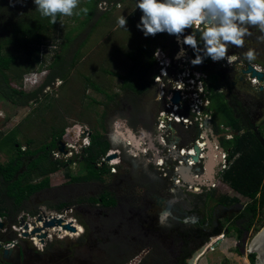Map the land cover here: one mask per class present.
<instances>
[{"label": "rangeland", "instance_id": "374dc122", "mask_svg": "<svg viewBox=\"0 0 264 264\" xmlns=\"http://www.w3.org/2000/svg\"><path fill=\"white\" fill-rule=\"evenodd\" d=\"M87 1L80 0V7L83 8ZM0 2L2 4L5 2L3 5L5 9L3 8L0 12V36H3L6 34V30L2 23H13L17 18L24 16L20 15L22 11L29 10L31 0H0ZM105 2L106 6H104L105 4L97 5L98 11L94 19L82 29L79 27V22L83 20V17L62 16L57 26L46 33V38L43 40V53L39 54L40 63L31 67L27 66L23 52L16 53L9 59L10 61L17 59L14 68L9 65V76L13 81V87L20 86L25 93H31L38 89L51 72L50 65L56 54L64 51L66 62L70 61L73 55L75 56L74 66L67 72L66 79L63 82L55 80L52 87L46 88L43 91L45 97L41 98L38 104L21 110L8 103L0 102V143L9 133L15 132L16 141L20 147L36 151L54 140H57L58 144L59 139L63 138V142L72 145L75 151L71 157H69L70 155L60 156V160L55 158L57 157V151H55L52 154V160L67 162L70 158L80 156L77 159L78 162L83 153L79 144L81 145L82 139L88 135L89 131L93 135L104 136L103 138L108 142L119 144L117 139L114 140L113 125L123 122V126L134 134L143 132L144 137L149 136L148 125L141 122L140 115H134L132 117L134 119L126 125L125 112L129 108L128 106L138 102L140 114H144L143 118L147 119V116L153 114L156 118L160 107L155 101V88L151 86L157 68L153 58V49L161 47L164 43L163 37L168 34L159 33L155 36L145 37L142 31L137 29L136 25L142 15L141 11L136 8L137 0ZM133 10L136 12L127 19L126 31L119 26L118 20L121 15L126 17L134 12ZM248 27L249 32L252 30L251 34L255 39L253 42L255 49L264 48V33L258 27ZM248 42L251 43V40ZM62 44H65L63 51H61ZM180 46L181 44H175L174 47L169 46L165 51L169 52L172 49L173 52L180 51ZM229 51H232V46ZM251 62V64L264 67V63H262L263 65L260 63L264 62V59L262 61L259 57ZM33 73L35 75L31 76L30 74ZM17 76L21 80H16ZM27 77L30 82L23 84V80ZM210 81L219 85L216 76H212ZM122 86L125 87V90ZM145 86L151 87L141 93V89ZM223 99L230 105L226 93L223 95ZM248 106L246 104L245 109H249L251 116L256 117L252 122L264 137L262 120L257 118L258 113L253 114L251 112L253 108ZM211 108L217 125H227L222 108L214 100ZM241 126L243 127L242 124ZM74 128L83 131L81 138L78 136V129ZM258 129L252 128L251 131L257 132ZM64 131L65 133L74 131L75 136L73 139H69ZM228 142L222 139L223 148L233 151V142ZM28 143L29 145H27ZM8 158L7 152H0V164L7 163ZM77 166H79L78 163L76 166L71 165L68 169L70 175L81 173L85 175L86 170L83 168L81 171ZM48 178L50 180L49 190L33 196L25 203L22 208L23 212L16 219L0 221L2 224L0 229V264H16L17 249H20L21 253L19 264H126L132 258L138 256L144 258L142 256L146 252L145 248L138 243L132 244V249H129L126 255H120V249L129 244L134 235L129 233L128 227L116 215L118 214L116 207L101 210L100 206H91L87 202L88 199H97L105 193L109 197L115 198L121 205H124L125 200L132 199L130 207H141L142 196L149 189L146 184L147 176H144L141 167L137 169L131 164L123 165L122 163L117 168L116 175L102 176V183L71 185L65 177V172L61 169ZM40 180H34V183ZM209 193L207 196L209 202L212 203L210 206L214 205L215 195L218 198L225 195L230 199L235 198L237 202L232 203L234 205L237 203V205L227 213L220 212L216 215L215 227H218V223L223 226L219 236L225 237L215 246L209 238L207 243H203L197 248L193 244L199 243L198 239H192L187 245V249L192 253L183 264H254V260L252 261L246 252L250 241L264 225V200L256 205L255 215L251 218L250 214L244 213V207L249 201L237 194L224 179L219 190H212ZM134 197L138 198L137 201L133 200ZM59 204L69 205L62 212L65 216L64 221L68 224L73 222L76 225H85V238L76 236L62 240L51 234L56 233L58 229L51 230L52 238L46 240L44 244L39 241L38 246H35L31 237L23 238L20 234L22 224H31L38 216L46 217L51 213H57L50 210V207ZM210 206L204 209V217L210 216ZM32 213L36 215L35 218L30 216ZM242 213L244 215L239 217V214ZM127 216H130L129 212ZM65 233L69 232L65 231ZM173 237L174 235H172ZM12 242L16 244L15 252L7 262L1 257L2 250ZM168 242L169 240L165 238L164 244L166 245ZM211 244L214 251L211 249L206 251V247ZM156 248L159 251L151 254V257L144 258L142 264H168L166 256L158 257L163 249ZM202 249H205L203 251L205 255L195 260ZM174 252L177 250L175 249ZM125 258L126 260L123 261ZM169 259L171 260V258Z\"/></svg>", "mask_w": 264, "mask_h": 264}, {"label": "trees", "instance_id": "16d2710c", "mask_svg": "<svg viewBox=\"0 0 264 264\" xmlns=\"http://www.w3.org/2000/svg\"><path fill=\"white\" fill-rule=\"evenodd\" d=\"M105 1L113 2L114 0H88L86 2L84 7L89 9L88 13L78 15L79 17H83V20L79 22L81 29L94 19L98 11L97 5ZM4 4L0 2V12H2ZM30 4L29 10L22 11L20 15L24 16L17 18L13 23H2L5 26L6 34L0 36V102L8 103L21 110L38 104L40 99L45 97L43 91L46 88L52 87L55 80L63 82L66 79L67 72L74 66L75 60V56L73 55L70 61H65L63 54L65 44H62L61 51L63 52L56 54L53 63L50 65L51 72L46 76L37 90L25 93L20 86H17V88L13 87V81H11L9 76V65L14 68L17 59H11V61L9 59L16 55V53L23 52L27 66L31 67L34 64L40 63V48L44 45L43 40L46 38V33L48 30L55 28L62 17L58 16L57 23L51 24L48 18L41 17L35 8L33 0H31ZM133 11L129 14V17L136 12L135 10ZM168 36L173 35L168 34ZM165 37L167 36L163 38ZM67 39L69 40V38ZM207 69L209 70V68ZM210 72L212 73L213 70ZM16 80H21V78L17 76ZM151 86H145L140 92L142 93ZM218 87L211 82V89L214 92L213 100L222 108L227 120L226 126L230 127L237 134L231 140L233 142V151H231L230 158L234 159V162L231 168L224 174L223 179L237 194L249 201L244 207V213L250 214V217L253 218L256 205L264 200V137L259 129L257 132H253L250 128L241 126L233 109L223 99V94L216 93ZM94 88L99 90L97 87ZM122 88L125 90L124 86ZM216 131L219 132L217 127ZM56 141H51L48 145L36 151L20 147L16 141L15 132L9 133L1 141L0 152H7L9 158L7 163L0 164V221L2 219H16L23 212L22 208L25 203L33 196L50 189L48 176L57 173L60 169L65 172V177L71 185L102 183V176L113 175L110 173V166H107V164L103 163L101 166H98L102 163L101 160L109 150V143L103 137L96 134L89 136V146L83 148L81 162H71V164H69V161L52 160V154L58 148ZM73 163L75 166L78 163L79 166L77 167L81 171L84 168L86 170L85 175H82V173L70 175L68 169H70ZM37 179L41 180L34 183V180ZM230 201L237 202V199L232 198ZM87 202L103 208L117 206L116 199L109 197L105 193L101 194L97 199H88ZM67 207L69 205L59 204L58 206L50 207V210L61 213ZM243 215V213L239 214V217ZM30 216L32 218L36 217L33 213ZM222 229L223 226L219 225L209 233H200L201 236L199 235L198 238L199 243H196L194 246L197 248L201 244L207 243L209 238H216V236L220 235ZM191 253V250L187 252L183 259L188 258ZM248 256L252 261L254 260L253 254H248ZM183 263L184 260L181 264Z\"/></svg>", "mask_w": 264, "mask_h": 264}, {"label": "built area", "instance_id": "2783aa9c", "mask_svg": "<svg viewBox=\"0 0 264 264\" xmlns=\"http://www.w3.org/2000/svg\"><path fill=\"white\" fill-rule=\"evenodd\" d=\"M102 4L106 6L107 3L101 2L100 5ZM188 30L186 35L190 33L196 34L199 40L200 27L194 25ZM175 41L177 44H181L180 51L173 52L172 49L169 52L163 51V53L160 49H157L153 53L157 68L152 78V85L155 88V101L160 107L155 118L156 133L150 135V137H144L141 133L136 136L132 132L138 139V149L133 146L131 141L122 142L121 140L123 151L119 149L110 150L105 157L111 154H116L117 156L110 161H105L104 157L101 162L110 166L111 174H116L115 166L120 162L121 155L127 153L129 156L145 160L147 164L154 168L160 178L167 180L169 185H172L173 191L182 188L197 194L201 192L202 185L198 182L193 184L183 180L179 172L181 167L189 166L192 169V178L194 180L202 179L203 182H207V162L210 157L209 142L213 146L214 160L218 162V167L215 171L217 177L212 183L213 188L220 187L224 174L234 162V159L230 158L232 150L224 149L221 142L222 139L226 141L233 140L236 133L223 124H216L213 109L211 108L214 92L211 89L210 81L212 75L210 71L214 67L221 70L230 67L233 63L229 65L224 59L214 62L209 58L211 66L209 71L205 65L202 68L200 64L194 65L192 63L195 58L192 56L189 46L187 49H183V37L176 36ZM43 48L44 46L41 48V53H43ZM248 65H243V67L245 68ZM250 65L256 71L264 74L263 67L256 64ZM238 67H240V63ZM30 75L34 76L35 74ZM244 80L250 87L259 85L256 78H250L249 75L244 77ZM27 82H30L29 77L23 80V84ZM218 92L222 93V90L219 89ZM176 93L180 95L178 104L173 102ZM216 127L220 131H226V135H219ZM68 134L69 132L67 131L66 136ZM82 135L83 131L78 129V136L81 138ZM88 135L83 138V143L79 145L80 148L82 145L85 147L89 145ZM84 141L87 142L84 143ZM64 146L67 150L74 149L72 145L65 142ZM196 146L199 148V152L196 151ZM56 154L57 157L55 158L58 160H60V156L65 157L58 152ZM67 155L71 156V153ZM195 157H198L197 161ZM102 163L98 166H101ZM49 217L63 219L60 214L51 213L46 216V218ZM47 237H51L50 231L47 232ZM15 245V242H12L6 248L14 249ZM130 264H138V262L134 260Z\"/></svg>", "mask_w": 264, "mask_h": 264}, {"label": "flooded vegetation", "instance_id": "af4514ba", "mask_svg": "<svg viewBox=\"0 0 264 264\" xmlns=\"http://www.w3.org/2000/svg\"><path fill=\"white\" fill-rule=\"evenodd\" d=\"M189 30H186L184 35L188 33ZM252 30H250L249 35L245 37L244 46L242 48H237L232 46V51H229L228 54L232 55L235 54L238 58L236 61L240 60V66L251 64V61H248L245 58V53L248 50H253L256 54V57H259L260 59H264V48L256 50L253 42L254 38L251 34ZM171 37V38H170ZM170 38V39H169ZM176 36H167L164 38V43L161 45V47H158L156 49H153V53L160 49L162 52H166L165 50H168L169 46L174 47L173 44H177L175 41ZM251 40V43L248 41ZM188 46L183 44V49H187ZM192 56L195 58L196 53L193 51V49L190 47ZM163 52V53H164ZM203 52V45L201 43V51L200 54ZM236 61L233 62V65H231L229 68L230 71H224L220 75H218V68H213V73L219 80L220 90H222V94L224 95L226 93V98L228 102L230 103L233 112L235 113V116L238 118L239 122L244 126L248 127L250 129H258L257 126L253 124V119H256V117L251 116L249 109H245V105L248 104L253 109L251 112L253 114L258 113V117L262 120V123L264 124V93H254L251 90V87L248 83H246L244 80H239L238 77L235 75V71L237 70L239 64L236 65ZM238 63V62H237ZM261 65L264 62H260ZM204 65L207 68H210V62L209 58H204ZM235 67V68H234ZM236 69V70H234ZM227 72V73H226ZM237 77V79H236ZM234 78V79H233ZM237 87H234L236 86ZM240 88V89H237ZM244 98V99H242ZM248 106V107H249ZM129 108L125 112V124L127 125L130 120L134 119L132 118L134 115H140L141 122H145L147 126V132L149 133V136L156 133V121L154 114L151 116H147L146 118H143L142 116L144 114H140V109H138V102H136L134 105L128 106ZM263 111V112H262ZM137 117V118H139ZM127 122V123H126ZM121 125L118 127V130L121 132H124L125 126H123V122H119ZM224 125V124H223ZM113 134L116 136L114 140H118L120 143H111L109 141V150H122L123 146L121 144L124 141H128V134L130 132L126 130V133L122 134L121 132H116L117 127L116 125H113ZM226 131H220L219 135L224 136L226 135ZM140 133L135 132V135L138 136ZM143 135V132L141 133ZM93 135L91 131H89V136ZM104 137V136H103ZM107 141V140H106ZM58 143L63 144V140L59 141ZM133 143V142H132ZM222 143V142H221ZM64 145V144H63ZM80 145V144H79ZM138 146V141L137 145ZM223 146V144H222ZM57 152L60 149V147L57 144ZM224 147V146H223ZM83 151V150H82ZM107 151V152H108ZM64 152L65 155L70 153V150H67L64 146ZM76 157L70 158L69 164L71 162H77ZM129 160L131 162H139L141 164V168L143 169L144 176H147L148 181L146 184L148 185V190H146L142 196V203L141 207H130L132 199L131 200H125L124 205H121L119 202H117L116 210L118 211V218H121V222L128 227L127 230L129 233H133V237L131 238L130 245L127 244L123 246L120 249V255H126L127 251L129 249H132V244H141L144 246V250L146 252L143 253L144 258L151 257V254L153 255L155 252L157 253L159 250L156 247H161L163 249L160 256H166L168 259L166 262L168 264H181L182 261L187 260V258L183 259L187 252L190 250L187 249V245L190 244L189 242L194 239L197 240L199 238L200 233H209L213 230V228H216V215H218L220 212L224 213L227 211H231L237 203H232L230 198L222 196L221 198H218L216 195L214 196V205L210 206L212 203L208 200V193L212 190H219L221 188V185L219 188H213L212 183L216 180L217 175L214 173L213 180H209L208 177L206 178L207 182H203L202 179L201 183L199 180H194L195 182H198L202 185L201 192L194 194L193 192H189L186 189L178 188L176 191H173L172 185H169L168 181L160 178L158 174L155 172L154 168L147 164L145 160L143 159H137V157L129 156L127 153H123L121 155L120 162L115 166L116 168V174H117V168L122 164V162ZM142 160V161H141ZM73 163V164H74ZM103 164V163H102ZM105 164V163H104ZM132 164V163H131ZM135 168H140L139 166H135L132 164ZM70 167V166H69ZM218 162L215 160V171L217 170ZM113 174V175H116ZM145 183V182H143ZM210 194V193H209ZM208 195V196H207ZM199 196V197H198ZM137 197H134L133 200L137 201ZM228 199V200H227ZM213 201V200H212ZM175 202V203H173ZM162 203L163 209L159 207V204ZM91 206H94L92 204H89ZM99 206V205H95ZM208 206L210 210V216L204 217L203 212L204 209H206ZM101 207V206H100ZM108 210L109 208H103L101 207V210ZM168 209H170L168 211ZM65 211V210H64ZM63 212V211H62ZM59 213L64 220V213ZM129 212L130 216H127V213ZM165 214V218H163V215ZM56 214V213H54ZM109 217V215H107ZM66 222V221H65ZM231 222V220H230ZM68 224V222H67ZM70 225H73L74 229H76L75 235L72 233H65V231H62L61 228H59L56 233H51L53 235L58 236L59 239H67L69 237H76V236H83L85 238V225H76L73 222H69ZM219 226V223H218ZM29 230L32 229V225L29 226ZM20 234H22V230H20ZM172 235L174 237L172 238ZM52 237H47V241L50 240ZM167 238L169 242L165 245L164 240ZM216 238H213L211 241ZM178 241V243H176ZM32 242L35 244V246L39 245V240L36 238H32ZM197 243V242H196ZM195 245V243L193 244ZM209 246L206 247V249ZM126 248V250H123ZM177 250V252H174V250ZM143 250V251H144ZM205 249H202L200 251L195 260L200 259L202 257V253ZM126 251V252H124ZM142 255V254H141ZM144 258L135 257L132 258L127 263L129 264L132 261H137L138 264H142V261ZM171 258V260L169 259ZM126 260L123 259V261Z\"/></svg>", "mask_w": 264, "mask_h": 264}, {"label": "clouds", "instance_id": "9594fccd", "mask_svg": "<svg viewBox=\"0 0 264 264\" xmlns=\"http://www.w3.org/2000/svg\"><path fill=\"white\" fill-rule=\"evenodd\" d=\"M33 2L41 17L48 18L51 24L57 23L58 16L72 17L81 13L87 14L89 11L87 7H80V0ZM136 8L142 13L136 27L145 37L159 33L183 37V44L191 47L196 53L195 59L192 60L194 65L201 64L206 57L214 62L224 59L231 65L238 57L235 54L228 55L229 48L244 46L245 37L249 35L248 26L258 27L264 33V0H137ZM118 24L127 31L126 17L121 15ZM194 25L201 28L199 40L196 34L184 35L185 31ZM244 55L248 61L256 59V54L251 49ZM215 75L212 72L211 76ZM83 148L85 146L82 145L80 150ZM74 151L75 149L70 150V153Z\"/></svg>", "mask_w": 264, "mask_h": 264}, {"label": "water", "instance_id": "95a60500", "mask_svg": "<svg viewBox=\"0 0 264 264\" xmlns=\"http://www.w3.org/2000/svg\"><path fill=\"white\" fill-rule=\"evenodd\" d=\"M238 62V63H237ZM236 62V65L240 63V60ZM200 66L202 68H204V59L203 62L200 64ZM235 68V67H234ZM229 67L225 68V69H221L218 70V75H220L222 72L224 71H230ZM236 70V69H234ZM235 75L238 77L239 80H244V77H246L247 75L250 76V78H256V80L258 81L259 85H257L256 87H251L252 92L254 93H264V74L261 72L256 71L252 65H248L245 68L243 66H240L237 68V70L234 72ZM245 81V80H244ZM246 82V81H245ZM173 102L175 104H178L180 102V95L179 93H176L174 98H173ZM121 125L119 123H117L116 127L117 130L116 132H121L120 130H118V127H120ZM126 130H128L130 132V134H128L130 136V138L133 140V146L138 149L137 145V141L138 139L135 137V135L131 132V130L126 129L124 130V132L126 133ZM124 132H121L122 134H124ZM75 136L74 131H69V135L68 138L69 139H73V137ZM116 136L114 135V138ZM58 146L60 147V149L58 150V152L60 154H64V147L62 143H58ZM208 148L210 150V157L209 160L207 162V177L209 180H213L214 178V173H215V160H214V150H213V146L212 143L209 142ZM196 151L199 152V148L196 146L195 147ZM117 155L116 154H111L107 157H105V161H110L111 159H114ZM195 160H198V157H195ZM180 175L182 176L183 180L190 182V183H195V181L192 178V169L189 166H183L180 168ZM199 182L201 183V180H199ZM175 203V202H173ZM159 207L161 209H163L162 203L159 204ZM170 209H168L169 211ZM165 214L163 215V218H165ZM37 224H42V229H38L37 228ZM32 225V227L34 228V230L32 231V233H29V226ZM2 228V224L0 223V229ZM22 228V236L23 238H28V237H35L36 239H38L40 241L41 244H44L46 239H47V232L53 229H59L61 228L63 231H67L69 233L75 234L76 233V229H74L73 226H71L70 224H65L63 222L62 219L59 218H46V217H41L38 216L34 221H32L31 224H22L21 226ZM225 234V232H224ZM20 249H17V258H16V264H19L20 262V258H21V253L19 251ZM15 252V248L14 249H10V248H4L2 250V259L4 261H9V259L13 256ZM246 254H253L254 255V264H264V225L263 227L255 234V236L252 238V240L250 241L249 245H248V250L246 252Z\"/></svg>", "mask_w": 264, "mask_h": 264}, {"label": "bare ground", "instance_id": "6f19581e", "mask_svg": "<svg viewBox=\"0 0 264 264\" xmlns=\"http://www.w3.org/2000/svg\"><path fill=\"white\" fill-rule=\"evenodd\" d=\"M128 140L131 141V142H133V140L130 138L129 135H128ZM228 143H229V142H228ZM228 143H227V144H228ZM228 145H229V144H228ZM63 222H64L65 224H67V222H65L64 220H63ZM42 227H43L42 224H37V228H38V229H42ZM33 230H34V228L32 227V229H30L28 232H29V233H32ZM53 230H55V229H53ZM50 231H51V230H50ZM223 237H225V236H220L218 239H214V240H213L214 246H215L217 243H219V242L222 240ZM31 238H35V237L31 236ZM213 248H214V247H212V244H211L206 250L211 249V251H214ZM203 254H204V253H203Z\"/></svg>", "mask_w": 264, "mask_h": 264}, {"label": "crops", "instance_id": "0c3cea01", "mask_svg": "<svg viewBox=\"0 0 264 264\" xmlns=\"http://www.w3.org/2000/svg\"><path fill=\"white\" fill-rule=\"evenodd\" d=\"M129 17V15H127L126 16V18H128ZM49 48V47H48ZM264 66V65H263ZM218 89H220L219 87H218ZM235 114V113H234ZM237 118V117H236ZM142 161V160H141ZM123 163V165H125V164H134L135 166H141V164L139 163V162H135V161H133V162H131V161H129V160H126V161H124V162H122ZM131 164V165H132ZM133 166V165H132ZM139 169V168H138ZM205 255V253L204 254H202V256H204Z\"/></svg>", "mask_w": 264, "mask_h": 264}]
</instances>
